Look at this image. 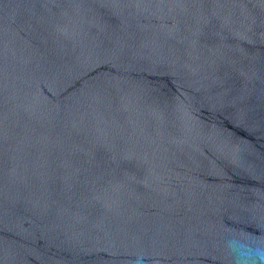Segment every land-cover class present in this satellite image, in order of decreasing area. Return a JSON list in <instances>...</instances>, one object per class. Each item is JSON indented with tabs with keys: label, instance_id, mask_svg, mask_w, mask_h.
I'll return each mask as SVG.
<instances>
[{
	"label": "water",
	"instance_id": "1",
	"mask_svg": "<svg viewBox=\"0 0 264 264\" xmlns=\"http://www.w3.org/2000/svg\"><path fill=\"white\" fill-rule=\"evenodd\" d=\"M0 264H264V0H0Z\"/></svg>",
	"mask_w": 264,
	"mask_h": 264
}]
</instances>
